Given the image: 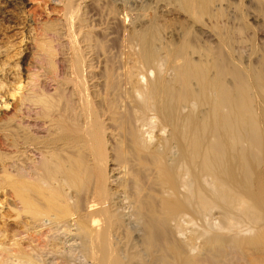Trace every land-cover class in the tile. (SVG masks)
Masks as SVG:
<instances>
[{"label": "bare ground", "instance_id": "bare-ground-1", "mask_svg": "<svg viewBox=\"0 0 264 264\" xmlns=\"http://www.w3.org/2000/svg\"><path fill=\"white\" fill-rule=\"evenodd\" d=\"M85 1L51 29L61 61L0 60L2 166L30 219L0 264H264V0H109L112 49Z\"/></svg>", "mask_w": 264, "mask_h": 264}, {"label": "rangeland", "instance_id": "rangeland-1", "mask_svg": "<svg viewBox=\"0 0 264 264\" xmlns=\"http://www.w3.org/2000/svg\"><path fill=\"white\" fill-rule=\"evenodd\" d=\"M104 1L103 3V0L93 2L87 0L83 2L86 4L81 8L80 13L86 18L87 23L90 25L86 35L93 38L94 43L96 41L98 45L102 43L105 47H110V49H112L117 35L118 23L115 19H110L105 15L109 0ZM12 2L3 7L7 10L8 15L4 16L5 18L0 16V29H2V35H5L3 36V40L4 43L7 42L5 44L9 46L7 47V57H2L0 60L6 64L5 66L9 68L8 70H14L17 73L21 72L22 66H24V68L27 67L25 63L33 60L32 54L35 53V51H42V48L55 49L53 61L57 63L61 61L62 55L60 53L59 40H57L58 37L51 29L55 28L59 19L65 16L63 6L67 3V0H19V2L15 0L13 3ZM247 19L246 16L245 20ZM249 19L247 21L252 23L251 19ZM253 24L252 26L254 27ZM79 36V34L76 35L77 38H79ZM107 36L109 37L107 38ZM20 59L24 60V63H17L11 66V64ZM2 80L4 81V79ZM7 89L8 85L3 83L0 96H2L1 94ZM6 97L7 95L5 94L2 98L5 99ZM9 108L10 104L6 109L0 108V111L5 113ZM1 153L5 154L2 148L0 149V155ZM5 157L6 156H0V243L8 245L10 242H16L17 240L19 243L16 244L18 246L22 245L20 247L26 250L28 248L29 239L26 236V229L24 230V227L26 228L29 225L30 219L27 213L21 211V203L18 197L14 195L10 185V180L12 178L8 176L3 169L2 165H4L6 161ZM15 233H17V235H15ZM38 238H40L38 240L41 241V237L38 236ZM38 240L34 235L30 244H36Z\"/></svg>", "mask_w": 264, "mask_h": 264}]
</instances>
